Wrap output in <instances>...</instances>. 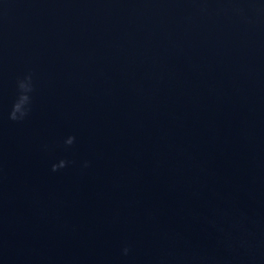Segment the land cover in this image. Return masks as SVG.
Instances as JSON below:
<instances>
[{"label":"clouds","instance_id":"1","mask_svg":"<svg viewBox=\"0 0 264 264\" xmlns=\"http://www.w3.org/2000/svg\"><path fill=\"white\" fill-rule=\"evenodd\" d=\"M34 91L33 76L31 73L25 75L22 79L17 81V96L14 100L11 110L8 114V118L12 121L20 122L23 121L31 111L32 103V93ZM75 142L74 136H69L66 138L64 143L68 146ZM69 162L66 160H60L58 163L52 165V171H57L61 168L67 166ZM87 162H85V167H87ZM130 249L125 246L122 249L124 255L129 253Z\"/></svg>","mask_w":264,"mask_h":264}]
</instances>
